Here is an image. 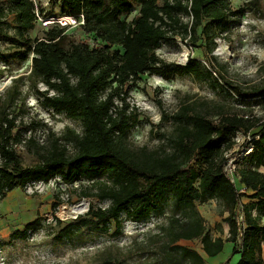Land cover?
<instances>
[{
  "label": "trees",
  "instance_id": "16d2710c",
  "mask_svg": "<svg viewBox=\"0 0 264 264\" xmlns=\"http://www.w3.org/2000/svg\"><path fill=\"white\" fill-rule=\"evenodd\" d=\"M49 2L59 6L54 18L72 16L78 22L83 16V23L76 25L80 38L66 43L69 25L58 22L43 25L41 34L32 36L41 19L48 17L44 11L34 0H0V59L8 66L10 59L24 61L31 55L28 73L12 78L0 92V202L14 189H24L27 182H46L55 176L67 184L86 180L88 185L80 195L107 204L89 205L84 214L66 224L55 217L59 241L73 240L83 228L107 232L112 224L113 233L119 234L122 216L137 224L159 217L164 222L133 244L156 264L206 263L199 251L179 244L180 240L199 241L206 256L220 253L224 243L230 242L231 255H239L236 264H263L264 115L249 110L245 101L252 99L264 113V76L249 84L226 82L230 91H222L232 98L231 107L220 101L198 105L183 101L171 115V130L157 134L160 144L153 149L131 145L130 131L137 118L126 100L141 74L167 77L164 67L171 68V74H190L198 81L213 82L215 89L223 88L197 59L166 65L155 51L177 35L193 43L202 27L212 52L215 38L227 30L230 20L238 22L244 10L232 9L231 0ZM256 2L246 0V5ZM4 72L0 67V76ZM38 83L45 89H39ZM26 86L28 91L23 90ZM30 91L52 113L79 121L81 131L64 128L57 136L51 134L48 146L32 137L26 139V131L40 125L23 120ZM241 103L244 106L238 108ZM237 131H251L253 136L254 148L235 172L250 194L239 192L223 171L224 152L235 144ZM21 145L35 148L36 161L30 166L22 164ZM243 197L250 201L243 202ZM209 199L220 204V215L227 212L225 238L220 224L216 226L219 235L211 234L212 228L196 208V203ZM238 209L242 223L237 220ZM38 224L34 218L10 237L23 238L37 230ZM102 264L122 262L111 252Z\"/></svg>",
  "mask_w": 264,
  "mask_h": 264
},
{
  "label": "rangeland",
  "instance_id": "374dc122",
  "mask_svg": "<svg viewBox=\"0 0 264 264\" xmlns=\"http://www.w3.org/2000/svg\"><path fill=\"white\" fill-rule=\"evenodd\" d=\"M34 2L48 16L46 20L53 19L56 16L52 15L59 12L57 3L52 4L49 0H34ZM231 7L234 10L242 8L244 13L238 22L235 23L233 19L228 22L227 30H222L221 34L215 38L216 44L212 52L208 49L202 27L198 28L197 38L193 43L188 37L181 39L177 35L155 51L166 65H185L189 58L197 59L200 64L213 72V77L223 88L215 89L213 82L198 81L190 74H171L172 69L169 67L163 69L164 74L168 73L167 77L147 72L141 74L140 80L129 90L126 99L130 106L129 111L137 118V124L131 129L129 136L133 147L145 146L147 149L158 147L160 142L157 134L171 130V115L183 101H195L196 105L204 101L209 104L220 101L230 106L233 103L232 98L222 91V89L229 90L226 82L249 84L262 79L264 76V0H257L250 5H246V0H231ZM76 25L77 23L69 25L66 43L80 38L82 33ZM44 27L42 23L39 24L31 35L39 36ZM213 28L215 31L220 30L218 26ZM184 50L188 52L187 59L185 62H180L179 57ZM30 56L24 61L10 59L8 66L4 65L0 59V67L5 68V72L0 76V92L11 84L12 78L28 73L31 66ZM37 86L41 90L45 89L41 83ZM23 90L28 91V87H23ZM231 94L236 98L233 93ZM25 99L27 112L23 116L24 122L29 124L36 121L40 124L35 129L26 131L24 135L26 139L32 137L40 145L48 146L51 134L57 136L64 128L70 127L81 131L79 121L67 118L64 114L52 113L50 109L41 105L32 91L26 95ZM116 102L120 106L119 101L116 100ZM245 102H249L247 107L249 110H253L257 115H264L252 99H247ZM236 106L239 108L244 105L241 103ZM258 130L259 127L252 132ZM243 147L245 143L240 140L228 150L230 157L235 159L239 166L247 150V147L242 149ZM34 150L35 148L32 146L28 148L27 145L18 147L24 166H30L36 161ZM260 170L264 172L263 168ZM231 179L239 192L250 194L251 191L246 190L236 176H231ZM60 182L61 186L50 185L46 188H37L33 194L25 193L23 188H16L10 192L3 204L2 201L0 202V264H102V258L106 253L111 252L118 254L122 264H156L150 256L139 253L133 244L135 240L137 242L141 240L145 232L155 230L157 225L164 222V218L153 217L150 220L153 225H145L137 224L122 216V231L119 234L113 233L114 224H112L107 232L95 228H83L73 240H57L55 217L66 224L84 214L89 205L105 207L107 204V202H99L94 197L80 195L81 189L88 185L86 180L74 181L71 184ZM60 191L68 194V201L60 198ZM83 201L88 204L84 212L62 216L64 209ZM242 201L249 202L250 199L243 197ZM196 208L212 228L213 236L219 235L216 230L217 224L222 226L221 236L223 238L228 236V224L223 221L227 212L223 215L219 214L220 204L217 201L209 199L202 204L196 203ZM169 211L167 207V213ZM237 216L240 221V215L237 214ZM34 218L39 220L38 229L32 231L34 234L28 236L27 233L23 238L10 237L13 230L17 228L22 230L24 225ZM179 244L195 248L205 258L207 257L197 240H180ZM236 260L237 255L230 253L225 264H233Z\"/></svg>",
  "mask_w": 264,
  "mask_h": 264
},
{
  "label": "built area",
  "instance_id": "2783aa9c",
  "mask_svg": "<svg viewBox=\"0 0 264 264\" xmlns=\"http://www.w3.org/2000/svg\"><path fill=\"white\" fill-rule=\"evenodd\" d=\"M81 19L76 22V19L72 16H66L67 20H60V17L58 18H53L51 20H46V19H41L42 21V24L43 25H48L50 23H53V22H58L60 23L61 25H71L73 23H83V16L80 15ZM187 19V17H186ZM233 140L236 142H239L240 140H242V143L244 142L245 143V147H247L246 151H245V154L244 156H248L250 154V152L253 150V145H252V140H253V136H252V133L251 131L248 132L247 134H243L239 131H237L234 136H233ZM22 146V145H21ZM245 147H243L242 149H244ZM242 153H244L242 151ZM224 155L226 157V163L224 164L223 166V171L230 176H235V172H236V168L239 166L237 164V161L235 159H233L232 157H230V154L228 153V151H225L224 152ZM62 181L60 179V177L58 176H55L51 179H49L48 181L44 182V181H31V182H27L24 186V191L25 193L27 192L28 194H33L36 192V189L37 188H46L47 186H52V185H59L61 186V182ZM60 198L63 200V201H68L69 199V196L67 193L63 192V191H60V194H59ZM60 207V206H59ZM237 214L240 215V221H239V216H237V220L239 223H242L243 221V215H242V212H241V209L237 211ZM153 217H151L149 220H147L146 222L144 223H141V224H145V225H153L152 222H150V220H152ZM136 223V222H135ZM34 234V232H32L31 230L28 232V236L29 235H32Z\"/></svg>",
  "mask_w": 264,
  "mask_h": 264
},
{
  "label": "crops",
  "instance_id": "0c3cea01",
  "mask_svg": "<svg viewBox=\"0 0 264 264\" xmlns=\"http://www.w3.org/2000/svg\"><path fill=\"white\" fill-rule=\"evenodd\" d=\"M9 194H10V192L7 194L6 198H4L2 200V202H1L2 204L8 198V195ZM232 247H233V244L232 243L225 242L224 245H223V249H222V251L220 253H218V254H216L214 256H207L206 257V263L205 264H225V261H226L227 257L231 253ZM236 255H237V260H238L239 255L238 254H236ZM237 260L233 264H236Z\"/></svg>",
  "mask_w": 264,
  "mask_h": 264
},
{
  "label": "bare ground",
  "instance_id": "6f19581e",
  "mask_svg": "<svg viewBox=\"0 0 264 264\" xmlns=\"http://www.w3.org/2000/svg\"><path fill=\"white\" fill-rule=\"evenodd\" d=\"M60 20H67V18L66 16H63V17H60ZM219 50H222V49H219ZM187 55H188V52L184 50L179 57V61L185 62L187 59ZM87 206L88 204L86 201L79 202L76 205L72 206L71 208L64 209L62 212V216L65 217L67 215H76V214L82 213L87 209Z\"/></svg>",
  "mask_w": 264,
  "mask_h": 264
}]
</instances>
